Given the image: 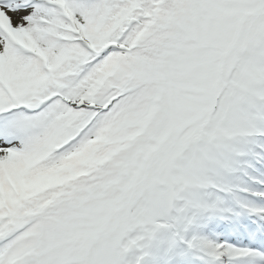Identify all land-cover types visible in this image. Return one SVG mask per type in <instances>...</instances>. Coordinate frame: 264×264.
Masks as SVG:
<instances>
[{"label":"rangeland","instance_id":"1","mask_svg":"<svg viewBox=\"0 0 264 264\" xmlns=\"http://www.w3.org/2000/svg\"><path fill=\"white\" fill-rule=\"evenodd\" d=\"M185 2L187 5L183 6L187 10L184 11V17L188 18L187 22L175 23L176 43L172 49L162 54L158 63L140 75L145 92L130 108L131 124L135 128L134 143L132 148L121 150L117 156L116 169H119V173L114 179V186L122 193L120 197L128 196L126 200L130 202L119 210L110 208L108 212L104 211L105 204L113 200L118 192L109 191L108 183L105 185V180L101 178L100 184L90 191L92 195L81 194L64 210L58 209L57 215L62 219L59 225L64 224L67 229L71 227L76 235L82 236V251L77 260L71 258L68 262L59 261V264H138L148 252L172 264H182V257L186 259V254L183 248L177 247L171 232L176 227L171 213L175 200L184 199L189 206L192 202L196 203L198 207L194 209L197 212L201 208L214 213L224 210L221 203L206 200L201 187L196 190L195 184L201 183L203 188L216 184L217 180L212 176L215 175V169L211 170L212 163H216L209 158L220 146L222 137L239 126L243 113H253L252 118L264 115V102L257 101L258 98H264V94L257 97L264 91V0ZM3 3L0 0V75H7L8 80L11 75H8L10 66L5 63L7 50L14 45L13 41L23 45L26 43L25 29L33 13L43 5L30 4L29 1ZM249 15L256 19L247 22L243 30L246 33L242 35L241 27L238 26L242 18L249 20ZM234 41L236 46L235 53H232L233 60L227 62L225 74L221 73L224 79L218 86L222 55L216 61L211 60L219 56L221 51L215 53L218 48L225 52ZM207 47L210 50L206 51ZM225 91L224 102L229 106L235 104L234 109L240 112L233 113L235 121L231 119L230 113H223L220 109L217 113L211 110L219 92ZM240 102L244 104V110L242 106L239 107ZM2 103L0 98V107ZM207 108L212 112L189 131L197 138H205V141H195L190 136L185 146L181 142L180 146L170 147L165 156L152 162L151 159L147 160L167 136L168 139L176 129L186 127L192 119L206 112ZM32 115L27 119L22 114L13 115L7 125L9 127H0V138L11 135L17 137L24 129L41 121L39 116ZM209 119H218L216 131H213L214 123L211 124ZM255 129L260 130L258 126ZM208 134L218 136L213 144L205 147ZM223 149L226 151V148ZM225 161L228 162V158ZM193 170L198 176L196 180L192 178L197 177ZM188 173L192 179L187 176ZM224 182L229 184L228 181ZM224 182L221 181L220 185L226 186ZM135 184L141 190L140 198L137 195L131 197L130 193L124 194L132 191ZM97 199L101 203L99 211L94 206ZM159 199L162 200V208L158 205ZM90 203L92 210H83L84 205ZM107 215L109 226L101 228L96 222ZM162 232L170 233L169 246L163 252L159 240ZM195 245L199 247L196 242ZM23 246L18 244L13 249L12 258L15 261L18 259L23 264H56L52 258L49 262L51 255L46 253L45 257L33 260L37 255L35 253L41 250L40 245L28 243L27 247ZM218 249L220 247L215 245L212 252ZM173 250L176 255L168 258V252Z\"/></svg>","mask_w":264,"mask_h":264},{"label":"trees","instance_id":"2","mask_svg":"<svg viewBox=\"0 0 264 264\" xmlns=\"http://www.w3.org/2000/svg\"><path fill=\"white\" fill-rule=\"evenodd\" d=\"M166 1L143 0L140 9L136 5L132 9V0H82L73 4V17L82 37L93 38L89 44L98 52L93 55L80 42L51 44L49 51L55 67L52 75L43 73L50 79L48 88L63 86V97L52 99L54 109H44L46 120L30 136L0 153V184L4 185L0 191V264H8L6 253L1 260L2 247L15 234L38 225L46 238L57 228L48 230L46 219L59 221L58 209L64 210L81 194H90L98 183L92 180L95 175L110 170V177H114L116 135L126 132L129 126L125 114L129 91L141 85L140 75L157 61L155 54L161 52L162 45L169 44L160 33V25L148 28L145 24L151 13L159 23L165 22L166 8L171 4ZM67 27L70 29L69 24ZM58 55L61 58L56 64L54 57ZM24 58L17 64L14 57L18 86H24L25 66L33 64L32 59ZM61 75L66 76L64 82ZM28 81L26 95L50 97L43 85L33 89L35 74ZM20 93L23 91H17L18 96ZM116 97L119 99L114 100ZM81 99L94 108H78ZM44 138L48 142L55 140L54 146L50 145L49 155L38 162Z\"/></svg>","mask_w":264,"mask_h":264}]
</instances>
